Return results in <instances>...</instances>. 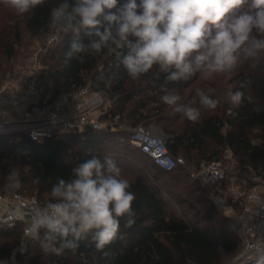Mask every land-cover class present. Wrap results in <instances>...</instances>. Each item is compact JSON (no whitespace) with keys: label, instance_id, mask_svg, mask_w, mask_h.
I'll use <instances>...</instances> for the list:
<instances>
[{"label":"trees","instance_id":"trees-1","mask_svg":"<svg viewBox=\"0 0 264 264\" xmlns=\"http://www.w3.org/2000/svg\"><path fill=\"white\" fill-rule=\"evenodd\" d=\"M59 2L48 0L29 16L13 14L11 22H0V74L7 72L25 36L36 38L51 31L50 9ZM62 34L59 48L40 69L39 84L45 92L58 96L90 84L108 97L112 112L120 113L129 126H154L164 135L169 150L184 156L197 169L202 162L220 160L230 149L236 156L246 157L264 182V59L255 66L245 63L230 74L216 76V81H202L197 76L189 81L167 82L163 74L156 79L154 72L133 81L115 55L107 51L86 56L84 63L72 60L66 65L64 52L72 36ZM248 77L253 79L252 85L240 90L251 97V102L242 100L239 107L231 109L234 115L229 111L231 106L222 103L214 111L201 109L199 121L191 122L161 100L162 83L178 92L182 102L192 101L198 106L197 89L214 90V95L222 99L228 91L238 90L239 83ZM256 107L261 111H255ZM130 138L128 128L64 132L45 141L33 140L23 132L0 134V192H7L6 177L16 168L22 183L16 191L36 195L45 204L58 178H68L75 165L91 156L108 155L122 169L137 197L132 205L136 223L131 229L122 227L126 239L107 246V257L87 242H82L75 253L45 254L39 242L24 235V223L18 222L0 223V260L16 251L17 260L23 264H227L241 246V234L231 218L192 171L183 165L163 170ZM35 177L40 178L39 185L32 183ZM247 264H256V260Z\"/></svg>","mask_w":264,"mask_h":264},{"label":"clouds","instance_id":"clouds-1","mask_svg":"<svg viewBox=\"0 0 264 264\" xmlns=\"http://www.w3.org/2000/svg\"><path fill=\"white\" fill-rule=\"evenodd\" d=\"M17 16H29L48 0H0ZM48 27L57 28L72 40L64 52L67 65L85 62L86 56L107 51L114 54L127 76L140 81L150 73L167 82L208 81L232 73L239 66L257 65L264 59V0H60L49 13ZM86 37V39L82 38ZM115 76L109 79H114ZM147 83V81H145ZM251 77L238 90L218 98L214 90H196L198 106L182 102L178 92L160 84L161 100L191 122L199 121L201 109L214 111L221 104L240 106ZM114 100L118 97H113ZM255 111L261 109L256 107ZM21 173L13 168L5 189L22 187ZM35 177L33 184L39 185ZM116 161L108 155L91 156L60 177L50 189L51 199L25 213L16 209L20 220L30 217L25 232L39 242L45 254L75 253L82 242L104 256L107 246L126 239L123 229L136 223L133 202L136 194ZM256 264H264V255Z\"/></svg>","mask_w":264,"mask_h":264},{"label":"built area","instance_id":"built-area-1","mask_svg":"<svg viewBox=\"0 0 264 264\" xmlns=\"http://www.w3.org/2000/svg\"><path fill=\"white\" fill-rule=\"evenodd\" d=\"M40 68L32 66L22 74L8 77L0 82V134L23 132L31 139L45 141L60 133L84 131L88 126L101 130H131V143L147 154L160 168L171 171L186 165L182 155H174L168 148L166 139L155 133L152 127L143 123L129 126L121 114L112 112V102L101 91L90 84L54 96L45 92L39 84ZM192 175L205 187L210 188L211 198L232 215L241 229V246L236 257L227 264H247L264 255V190L263 185H255L247 190L241 183L231 182L227 167L221 160L204 163ZM249 202H253L251 206ZM36 195L20 191L0 192V223L14 225L24 223L13 213L20 209L31 212L43 206ZM25 242L20 246L23 251ZM16 252V251H15ZM0 260V264H23L16 258Z\"/></svg>","mask_w":264,"mask_h":264},{"label":"rangeland","instance_id":"rangeland-1","mask_svg":"<svg viewBox=\"0 0 264 264\" xmlns=\"http://www.w3.org/2000/svg\"><path fill=\"white\" fill-rule=\"evenodd\" d=\"M13 14L14 13L5 5H0V22H11ZM62 37V31L57 28H52L49 33L40 37L32 38L29 35L25 36L22 45L18 47L17 55L8 63L7 72L4 74H0V82L1 80H4L8 77H13L22 74L32 66H37L40 69L43 68L45 62H49V56L52 51L54 49L59 48ZM211 80L216 81L215 78ZM152 128L155 133L164 137L160 130H157L154 126ZM220 160L222 162V165L227 167L231 182L237 184L241 183L243 189L247 190L248 188L257 184L264 185V182L261 180V178L255 175L246 157L236 156L230 149H227L224 151L223 156ZM127 162L128 161H126L127 165L131 164L130 162ZM203 163L204 162H202V164ZM184 167L192 172L197 169V167L190 163L188 160L187 164L184 165ZM205 190L207 191V193L209 192L210 195V188L205 187ZM228 216L231 218V221L235 225V228L240 232L241 229L234 217L232 215ZM236 255L228 259L226 263H229L232 259H234V257H236ZM9 264L12 263L9 262Z\"/></svg>","mask_w":264,"mask_h":264},{"label":"crops","instance_id":"crops-1","mask_svg":"<svg viewBox=\"0 0 264 264\" xmlns=\"http://www.w3.org/2000/svg\"><path fill=\"white\" fill-rule=\"evenodd\" d=\"M261 189L264 190V185L261 186ZM249 204H250L251 206H254V203H253V202H249Z\"/></svg>","mask_w":264,"mask_h":264},{"label":"water","instance_id":"water-1","mask_svg":"<svg viewBox=\"0 0 264 264\" xmlns=\"http://www.w3.org/2000/svg\"><path fill=\"white\" fill-rule=\"evenodd\" d=\"M86 130H92V127H91V126H88V127L86 128Z\"/></svg>","mask_w":264,"mask_h":264}]
</instances>
